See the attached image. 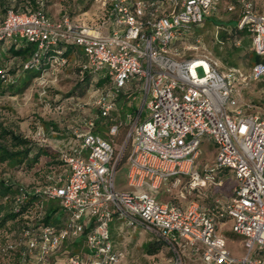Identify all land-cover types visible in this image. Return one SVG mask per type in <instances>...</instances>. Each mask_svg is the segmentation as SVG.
<instances>
[{
  "label": "built area",
  "instance_id": "2783aa9c",
  "mask_svg": "<svg viewBox=\"0 0 264 264\" xmlns=\"http://www.w3.org/2000/svg\"><path fill=\"white\" fill-rule=\"evenodd\" d=\"M238 1L243 8L239 27L247 26L253 49L264 55V12L254 0ZM39 2L37 9L9 7L0 21V39H25L40 49L60 41L79 44L86 56L82 72L105 71L114 86L94 99L98 111L72 128V140L61 152L65 178L50 176L53 182L42 190L59 200L64 219L59 226L24 231L23 264H52L63 243L79 239L87 227L86 248L70 253L66 264H118L125 253L111 238L115 219L146 228L168 245L170 256L155 264H187L185 252L199 254L206 264H264V118L241 102L236 69L222 72L209 58H178L172 48L203 23L217 0H102L99 24L69 15L56 21ZM53 60L57 66L66 62L61 56ZM252 78L264 80V62L253 66ZM135 80L143 103L115 146L92 129ZM145 108L150 112L142 119ZM118 129L114 124L110 133ZM36 135L43 138L42 127ZM206 137L217 148L216 169H228L235 177L233 196L210 206L192 198L199 188L225 181L212 169L197 167ZM129 144L123 188L118 169ZM165 185L181 186L178 196L186 203L161 201L157 194ZM228 219L231 231L241 236L243 255L232 253L220 231V221ZM16 247L10 242L3 250Z\"/></svg>",
  "mask_w": 264,
  "mask_h": 264
},
{
  "label": "rangeland",
  "instance_id": "374dc122",
  "mask_svg": "<svg viewBox=\"0 0 264 264\" xmlns=\"http://www.w3.org/2000/svg\"><path fill=\"white\" fill-rule=\"evenodd\" d=\"M37 1L47 3L48 12L51 18L56 21L63 18L64 15H69L74 21L99 24L104 16L102 0ZM254 1L257 8L264 12V0ZM30 4V0H0V20L4 18L6 7L16 5L21 9L26 6L30 7ZM240 13L241 5L238 0H218L212 15L208 16L200 25L194 26L186 36L175 42L172 48L178 50L179 53L175 55L178 58H209L217 63L219 68L227 72L229 65L225 62L224 57L228 56V52L236 47L237 50L233 51V57L238 60L240 71L239 78L235 80V88L240 94L241 102L248 104V111L258 113L264 118V80L252 78L253 64L245 55L251 51V37L246 35L239 45L235 44L230 34L227 39L223 40L220 36L221 31H229L231 25L213 23L214 17L228 22L239 18ZM198 71L202 74L201 68ZM79 79L80 74L77 68L69 65L35 79L32 85L23 92L0 91V124L13 127L31 138L36 137L37 127L41 126L47 132L46 138L41 142L49 143L55 147L61 145L80 118L96 111L93 106L96 93L90 90L85 83H78L76 93L67 96L68 92L77 85V82H80ZM81 92L84 93L81 94ZM143 98V92L136 89L125 102V108L120 112L121 117L127 119L131 113L137 115L141 109ZM149 112V109L145 108L143 116L147 117ZM125 132L126 127L122 129L123 135H119L120 138L118 136L116 144L122 143ZM216 156L217 149L213 140L206 137L197 158V167L199 169L208 167L212 169L214 175L225 176V181L223 184H210L205 188V191H201L199 188L195 192L196 194L192 198L198 199L204 206L213 205L216 199L228 200L233 196L235 177L228 169H216ZM49 170L47 165L41 168L36 166V168L18 169L9 167L5 162H0V176H11L16 182L27 186L45 183ZM58 171L59 174L56 176L62 174L65 178V168L59 167ZM50 174L52 175V173ZM118 177V179L121 177L122 182H125L123 173H119ZM120 186L127 188V185L123 183ZM180 188L181 186L165 185L158 190L159 197L163 201H177L175 196ZM219 224L220 231L227 236V247L233 254L243 255L245 247L241 243V236L231 231L232 221L228 219L220 221ZM110 234L115 249L125 253L118 264H155L170 256L168 245L146 228L129 226L127 222L115 219L110 223ZM18 236L16 222L9 221L4 227H0V248L8 241H18ZM151 242L153 244L148 248L147 246ZM155 244L159 245L156 251H154ZM84 248H86V243L82 242L74 246L73 250ZM184 255L187 264H206L199 254L192 255L185 252ZM13 261L0 253V264H11Z\"/></svg>",
  "mask_w": 264,
  "mask_h": 264
},
{
  "label": "trees",
  "instance_id": "16d2710c",
  "mask_svg": "<svg viewBox=\"0 0 264 264\" xmlns=\"http://www.w3.org/2000/svg\"><path fill=\"white\" fill-rule=\"evenodd\" d=\"M30 2V7L26 6L21 9H37L39 7V1L30 0ZM217 4L218 0L216 7ZM12 6H14L15 9H20V7H17L16 5H11L9 7ZM9 7H6L5 15ZM44 7L49 17H51L48 12L47 3L44 4ZM212 13L210 15H212ZM214 18L213 23L231 25V29L229 31H221L220 36L223 40L227 39L228 34H230V36L233 37L235 44L239 45L242 38L249 35L251 37L252 44V35L247 29V26L239 27V23L243 18L242 6L240 17L236 20L223 22L216 17ZM221 42L223 41L221 40ZM60 50L61 53L59 52ZM235 50H237L236 47H234L233 50H230L228 52V56L224 57V60L229 65L228 70L236 69L239 72L238 60L233 57V51ZM245 55L251 61L253 66L257 62H264V55L258 54L253 49L252 45L251 51ZM55 56L63 57L66 59V62L63 65L57 66L53 60ZM85 61L86 56L84 49L76 43H66L60 41L48 48L40 49L38 44L25 39H0V91L5 92L6 90H11L12 92H23L32 85L35 79H39L46 73L54 72L57 69L67 67L69 65L77 68L80 74V82H77V85L74 86L70 92H68L67 96H71L76 93L79 85L78 83H85L90 90H93L96 93L95 98L113 88V79L107 72H82V63ZM219 69L220 71L225 72L221 68ZM136 89L141 91L139 88V81L137 80L124 87L119 96L116 98V108L109 116H98L92 132L102 136L104 139L117 146V139L123 135L122 129L126 127V135L129 130L131 120L136 116L131 113L128 115L127 119H123L120 115L121 110L125 108V102L132 96ZM84 92H81V94ZM96 111L98 110L96 109ZM144 118L146 117L142 115V119ZM82 119L83 117L80 118L74 126L79 125ZM114 124H119L118 132L115 135L110 133V129ZM40 127L41 126H38L37 130ZM43 130L45 133L43 138H38L37 135L36 137L31 138L13 127L0 124V162H5L9 167H16L18 169H28L31 167L36 168V166L41 168L46 165L50 168L49 173L46 175L45 183H35L31 186L16 182L11 176H0V227H4L9 221L16 222V232L19 235L18 241H10L17 245L16 249L3 250V246L0 248V253L3 256L14 260L11 264H23L22 251L26 246V239L24 236V231L26 229H33L40 225L59 226L64 219V213L61 209L59 200L46 196L42 190L46 187V185L53 182L50 176H56L59 174V167L65 168V162L61 158V152L62 149L67 148L68 143L72 140V129L68 137L64 139V142L56 147L49 143L41 142L47 135L46 129L43 128ZM125 135L124 137L122 136L123 139L125 138ZM130 148L131 144H129L126 148L124 156L120 161L118 174L123 173L125 175L127 172L128 154ZM50 173H52V175ZM121 179V177L118 179L120 184L124 183ZM38 188L41 189V191H37ZM89 229L90 227H87L84 234L79 239L75 241H65L61 248L52 255V264H66V258L70 253L81 254L83 249L73 250V247L85 242V236ZM10 242L8 241L4 245ZM152 244V242L149 243L147 247L150 248ZM155 247L154 251L158 249L159 245L155 244Z\"/></svg>",
  "mask_w": 264,
  "mask_h": 264
},
{
  "label": "crops",
  "instance_id": "0c3cea01",
  "mask_svg": "<svg viewBox=\"0 0 264 264\" xmlns=\"http://www.w3.org/2000/svg\"><path fill=\"white\" fill-rule=\"evenodd\" d=\"M201 191H205V188H201ZM157 196H158V198L160 199L159 194H157ZM175 198L178 199V200H177V201H171V200H169V201H166V202L182 203V204H185V203H186L184 200H182V199L179 198L178 193H177V195L175 196ZM160 200L163 201L162 199H160Z\"/></svg>",
  "mask_w": 264,
  "mask_h": 264
}]
</instances>
